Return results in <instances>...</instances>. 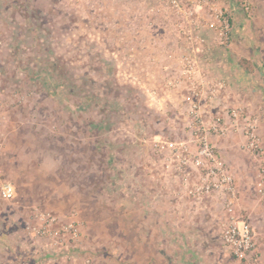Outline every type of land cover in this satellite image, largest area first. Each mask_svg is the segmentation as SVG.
I'll use <instances>...</instances> for the list:
<instances>
[{"label":"rangeland","instance_id":"1","mask_svg":"<svg viewBox=\"0 0 264 264\" xmlns=\"http://www.w3.org/2000/svg\"><path fill=\"white\" fill-rule=\"evenodd\" d=\"M216 1L233 28L227 46L217 43L227 58L193 60L197 74L187 78L172 46L179 31L151 20L147 30L135 16L111 30L94 0H0V168L16 189L15 199L0 201V264L12 248L30 261L32 244L40 253L61 248L72 256L65 264H141L145 255L155 260L156 244L161 262L178 260L179 246L188 245L183 235L170 237L169 204L191 197L169 158L182 144L195 150L202 133L186 100L191 81L204 118L229 122V133L211 140L236 177L240 215L247 207L264 219L256 191L264 163V0ZM148 36L154 46L144 45ZM161 41L166 53L157 59ZM232 109L242 114L240 131L228 118ZM245 118L256 122L262 151L244 148ZM70 224L80 230L74 240ZM221 229L217 219L211 241L219 249Z\"/></svg>","mask_w":264,"mask_h":264},{"label":"built area","instance_id":"2","mask_svg":"<svg viewBox=\"0 0 264 264\" xmlns=\"http://www.w3.org/2000/svg\"><path fill=\"white\" fill-rule=\"evenodd\" d=\"M158 2L163 13L173 14L179 18L180 28L188 31L189 35L190 32L187 29L188 26H192L194 29L208 30L211 35L213 33V39L218 44L224 46L229 44L233 28L227 10L219 7L218 1L158 0ZM190 41L193 46H196L193 49L196 54L203 53L209 45L204 37H197L196 41ZM193 60L188 55L180 57V63L184 64L183 74L187 78H194L197 74L192 66ZM190 83V93L186 99L188 109L194 113L193 124L202 133L198 135L195 150H190L188 146L182 144L180 149L170 154L169 160L177 161L175 174L179 177V189L191 198L215 197L220 199L227 216L222 222L221 238L231 252L232 264H264L257 249L251 224L237 213L239 197L235 177L211 140V135L225 137L230 130L229 122L223 116L206 120L199 104L200 92L193 81ZM227 115L231 122H236L233 127L237 128V122L242 118L240 110L232 109ZM244 123L245 126L242 128L246 139L244 148L251 151H262L263 146L256 122L245 118ZM236 131L240 130L237 128ZM256 191L261 201L264 202V163L258 169ZM15 198L16 189L10 181L5 179V174L0 168V201H11ZM33 231L40 234V230L34 229ZM65 231H68L71 240L78 238L80 234L78 225L74 226V224H70Z\"/></svg>","mask_w":264,"mask_h":264},{"label":"crops","instance_id":"3","mask_svg":"<svg viewBox=\"0 0 264 264\" xmlns=\"http://www.w3.org/2000/svg\"><path fill=\"white\" fill-rule=\"evenodd\" d=\"M95 3H100V7H102L103 11L102 14L108 15L106 17L108 19V27H110L111 30L120 29L121 24H123V19L129 18L131 16H135V18H131L134 21H137V19H140L139 23L146 25V29L153 28V25L150 24V20L153 21L154 25H160L164 27L166 30H170V32H176L178 35V31L181 32L178 36V38L172 37V41L175 46V50H181V54L188 55L192 57L194 60H200V61H213L218 60V58L224 59L227 58V54H225L227 51L226 48H221L215 40H210L209 36H211L210 31L204 30V29H194L192 26H188L190 35L188 34V31H184L180 28L181 22L179 21V18L177 16H174L173 14L166 15L161 10V5L159 4L158 0H94ZM105 3L107 7L105 6ZM131 4L137 7V12H131ZM140 6V8H139ZM225 6V5H223ZM239 9L238 7H234L233 12L235 13ZM111 20H114L111 22ZM99 24V22H97ZM183 23V21H182ZM130 26L132 28H136L137 24L135 22H131ZM141 26H139L140 28ZM145 28V26H143ZM155 28V27H154ZM167 36V35H166ZM191 36V38H189ZM197 37H204L207 39L208 43H216L214 46L215 49L212 51V53L205 55H198V58L195 59V56L197 55L195 53L194 48L196 46H193L191 41H196ZM149 36L146 38L147 42L144 44L146 46L155 45V43H152ZM180 45H178V43ZM165 42L161 41L160 46L158 45L153 49V51L156 52V58H163L165 53L162 48L165 47ZM233 46V43L228 47L231 48ZM230 50V49H229ZM219 51V52H218ZM180 52V51H179ZM177 53V52H176ZM217 58V59H216ZM215 141V140H214ZM216 145V141L214 142ZM220 152V150H218ZM236 178V177H235ZM184 194V193H183ZM187 196V195H186ZM188 197V196H187ZM190 198V197H189ZM240 201V200H239ZM157 205H158V201ZM168 204V203H167ZM172 209L173 213L168 216L170 218V222L172 223L170 232V237L174 239V237H179L180 235H183L187 239V248H181V246L176 245L179 252L182 254L180 255V258L175 261H172L171 264H232L233 259L230 250L225 246L223 249H219L218 247H215V244L213 245L211 241V237L215 234V231L213 229L214 222H216L217 219L221 221V223L227 218L226 212L223 208L222 202L220 199L215 197H204L201 199L197 198H191V199H184V200H176L173 201L171 204H169ZM219 207L223 211V216L218 217L217 214L213 213V208ZM240 204H238L237 213L240 215ZM248 209V210H246ZM246 215H243L244 218L251 224L253 228V232L255 234V240L257 243V249L258 252L261 254L262 261L264 263V236H262V231L260 229V221L264 222V219L257 216H254L251 211H249V208L246 207ZM203 211V212H202ZM220 211V210H219ZM202 212L203 218H200L199 221L197 220V216ZM154 214H147V217H151ZM156 219H158L159 216L155 214ZM202 220V221H201ZM199 222V224L197 223ZM182 223V224H180ZM175 225V226H174ZM155 234H160L161 232H158V229L155 230ZM168 235V234H167ZM148 235H144L143 232H141V244L143 245L147 243L144 242V239L147 238ZM158 240L159 237H158ZM180 240H177L175 243H181ZM154 242V241H153ZM151 242V243H153ZM158 241H155L157 243ZM35 244H32L29 246V250L27 251L28 255H31L30 261H22V259H18L17 256L20 254L17 253L13 248L10 250L9 256H6L4 260L6 261L4 264H45L43 257H48V260L53 264H65L67 257H72L69 253L63 251L61 248L56 249L57 253H54L52 249V246H50L49 251L43 250L44 253L37 252L38 248L37 246H34ZM224 245V243H223ZM202 246V247H201ZM142 247V246H141ZM156 257L154 260L153 257H148L145 255L143 259H141V264H167L163 263L159 260L158 255H160V247H158V244H156ZM49 248V247H48ZM146 249V248H145ZM1 250V249H0ZM46 251V252H45ZM162 251V250H161ZM146 254V253H145ZM178 254V252L176 253ZM43 255V256H42ZM181 260V261H180ZM49 263V262H48Z\"/></svg>","mask_w":264,"mask_h":264}]
</instances>
